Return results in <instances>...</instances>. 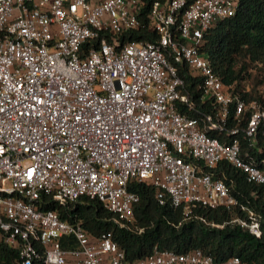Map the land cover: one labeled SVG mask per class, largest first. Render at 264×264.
<instances>
[{
	"label": "built area",
	"instance_id": "1",
	"mask_svg": "<svg viewBox=\"0 0 264 264\" xmlns=\"http://www.w3.org/2000/svg\"><path fill=\"white\" fill-rule=\"evenodd\" d=\"M236 5L152 0L145 18L155 38L122 40L142 25V0H0V243L16 249L14 264H129L109 231L60 219L41 208L43 197L94 198L126 225L138 201L133 182L152 186L157 203L180 208L183 219L197 206L234 203L211 171L219 161L264 187V169L240 156L237 137L256 147L264 108L232 94L200 52L203 33ZM230 108L243 125H226ZM234 221L262 233L249 209ZM67 236L73 243L62 247ZM238 262L153 247L132 264Z\"/></svg>",
	"mask_w": 264,
	"mask_h": 264
},
{
	"label": "trees",
	"instance_id": "2",
	"mask_svg": "<svg viewBox=\"0 0 264 264\" xmlns=\"http://www.w3.org/2000/svg\"><path fill=\"white\" fill-rule=\"evenodd\" d=\"M152 0H142L140 19L142 25L135 30L121 35L122 40H153L155 33L146 26L145 14ZM202 52L215 74L224 85H229L231 93L245 102L256 99L264 108V0H237L233 15L216 21L202 36ZM250 64L263 70L262 77H256L247 89L245 81L252 79L247 71ZM186 88L195 100L194 79L188 73L183 76ZM261 86V91L258 87ZM199 108L207 109L204 104L196 103ZM231 107V106H230ZM232 108V107H231ZM229 109L227 126L243 125V119H236ZM208 110V109H207ZM194 115V112H189ZM264 125L255 133V148L248 146L241 133L237 135L240 156L250 160L264 169ZM219 140H227L222 134L208 132ZM263 160V161H261ZM215 176L224 181L234 203L215 208L197 206L193 208L195 217L183 219L180 208L172 207L168 201L159 204L153 198V187L143 182H133L128 189L135 192L138 201L132 209V222L118 225L115 215L107 211L94 198L80 197L58 204L50 197L41 198V208L54 211L58 217L67 222H79L93 235L109 231L111 239L122 250L125 263L132 264L148 256L153 247L170 249L185 253L200 249L212 257L215 262H222L236 257L238 264H264V187L249 182L244 174L227 163L219 161L211 169ZM246 209L258 216L262 231L259 237L249 233L234 219H243ZM62 247L73 243L71 236L60 239ZM38 252L41 246L34 244ZM17 251L0 243V264H14ZM32 264H42L34 260Z\"/></svg>",
	"mask_w": 264,
	"mask_h": 264
},
{
	"label": "rangeland",
	"instance_id": "3",
	"mask_svg": "<svg viewBox=\"0 0 264 264\" xmlns=\"http://www.w3.org/2000/svg\"><path fill=\"white\" fill-rule=\"evenodd\" d=\"M258 66L250 64L247 66V71L250 73L252 79H249L245 81L246 88L248 89L251 86V82L256 77L257 79H260L262 77L263 70H258ZM259 91H261V86L258 87Z\"/></svg>",
	"mask_w": 264,
	"mask_h": 264
}]
</instances>
